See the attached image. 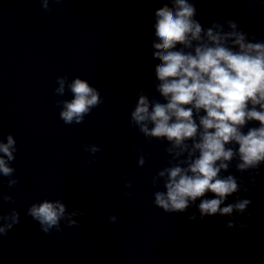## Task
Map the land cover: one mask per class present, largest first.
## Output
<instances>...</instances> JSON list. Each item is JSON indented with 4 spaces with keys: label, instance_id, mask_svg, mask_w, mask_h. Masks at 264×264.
<instances>
[{
    "label": "clouds",
    "instance_id": "clouds-1",
    "mask_svg": "<svg viewBox=\"0 0 264 264\" xmlns=\"http://www.w3.org/2000/svg\"><path fill=\"white\" fill-rule=\"evenodd\" d=\"M40 2L50 11L49 0ZM169 2L172 7L165 3L155 11L153 25L152 57L159 61L154 66V86L161 99L150 98L142 89L130 113V124L149 143L167 145L168 166L152 178L154 187L162 184L164 189L153 193L154 205L164 213H184L200 200V219L234 213L251 217L250 199L237 196L233 203L222 205L229 196L254 187L264 166V41L250 39L233 20L226 21L228 30L220 23L205 28L195 19L196 8L189 0ZM56 82V95L64 96L66 88L72 93V99L57 102L62 105L60 119L67 125L82 123L102 102L100 91L86 79L75 77L69 82L65 75ZM84 147L92 154L101 150L97 145ZM16 151L11 134L6 142L0 140V175L9 178V188L18 183L10 166ZM145 159L141 154L138 165L143 167ZM233 162L241 176L249 174L248 187L231 174ZM131 186L126 182V187ZM209 192L215 198H206ZM0 201L14 203L2 192ZM82 214L79 209L69 212L61 199H45L27 209L45 234L62 231V220L68 227L76 225L73 217ZM116 219L109 217L111 222ZM189 219L197 217L193 214ZM19 223L15 209L0 211V237ZM225 227L243 230L249 225L229 219Z\"/></svg>",
    "mask_w": 264,
    "mask_h": 264
}]
</instances>
